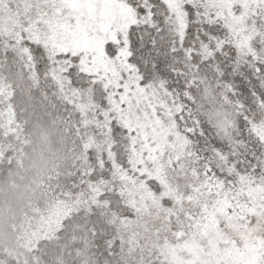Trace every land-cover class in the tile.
<instances>
[{"label": "snow or ice", "instance_id": "6c2138e0", "mask_svg": "<svg viewBox=\"0 0 264 264\" xmlns=\"http://www.w3.org/2000/svg\"><path fill=\"white\" fill-rule=\"evenodd\" d=\"M0 264H264V0H0Z\"/></svg>", "mask_w": 264, "mask_h": 264}]
</instances>
